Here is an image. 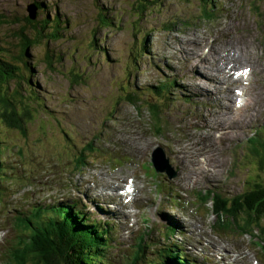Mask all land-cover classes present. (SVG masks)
Segmentation results:
<instances>
[{"label":"rangeland","instance_id":"obj_1","mask_svg":"<svg viewBox=\"0 0 264 264\" xmlns=\"http://www.w3.org/2000/svg\"><path fill=\"white\" fill-rule=\"evenodd\" d=\"M21 42L29 45L23 59ZM215 49L222 67L233 58L225 73L233 77L247 68L248 78L236 82L210 70L203 56L215 66ZM0 58L22 75L11 80L8 93L18 88L32 112L27 136L0 122V264H9L2 254L17 233L14 216L56 205L62 194L65 204L75 203L90 220L109 222L110 264L161 261L168 243L181 245L198 264H213L208 239L238 253L235 259V252L212 250L221 258L214 264H264L249 235L213 230L210 203L204 206L196 197L210 187L231 196L243 189L248 174L264 180L257 162L243 166L244 157L257 158L245 139L264 124V0H0ZM167 79L176 86L161 109L162 129L153 125L146 106L125 101L124 86L142 100L150 91L146 86ZM236 88L242 92L236 107L247 101L241 110L233 106ZM85 146L87 163L80 168L76 160ZM156 146L177 169L174 178L162 174L153 180L144 171L141 164L152 161ZM221 179L228 188L217 186L224 185ZM125 184L133 186L130 200L113 193L125 191ZM89 192L103 195L96 199ZM167 222L184 234L166 239ZM142 237L146 243L136 259Z\"/></svg>","mask_w":264,"mask_h":264},{"label":"trees","instance_id":"obj_2","mask_svg":"<svg viewBox=\"0 0 264 264\" xmlns=\"http://www.w3.org/2000/svg\"><path fill=\"white\" fill-rule=\"evenodd\" d=\"M142 2L138 4L141 7L144 5L141 4ZM101 23L104 25L108 23L104 15L101 17ZM51 35L55 36L54 33ZM38 38L39 36L35 40H39ZM27 46H29L28 43L21 42L20 59L25 57L23 55ZM17 70L16 65L0 58V122L8 128L17 129L23 136H27L29 132L27 124L32 117L29 105L25 103L18 88L15 92L8 93V84L11 80L15 76L19 78V81L22 78V75H17ZM172 86L171 81L160 82L153 87L146 86L150 91L144 94L142 100L136 90L133 88L128 90V86H124L127 89L124 99L133 105L140 102L141 104L138 103V105L142 108L146 106L154 119L153 125L161 124L163 129L165 121L162 118L161 109L170 101L166 94ZM139 99L140 101H137ZM44 127L42 126V130L45 129ZM262 127L264 128V124ZM259 134L260 131L257 129L255 135L248 138L251 144L248 147L249 151L257 158L254 161L250 156L244 157L243 166L247 165L246 163H253L255 166L257 162V167L263 172L264 135ZM87 147L92 152L96 151L92 145H87ZM82 149L76 163L83 167L86 162L83 152L87 148L85 146ZM1 150L3 149L0 145V155ZM3 167L0 159V181L4 171ZM150 177L154 178V174ZM196 196L203 205L208 202L212 203V211L216 215L213 226L216 230L230 229L241 234L249 233L253 243L264 254V180L248 174V177L243 180V189L231 196L224 195L216 188L207 189L204 193L197 191ZM64 208V206L50 208L48 211L51 213L44 215L43 211L34 210L27 218L19 219L17 223L26 231V237L21 238L18 248L12 253L11 264H102V248L105 245L104 239L106 240L104 235L109 230L103 229L101 223L89 220L88 215L84 216V213H76ZM64 238L70 243H63ZM145 243L142 237L134 255L136 259L139 254L142 255ZM182 250L185 249L175 243L163 247L161 249L163 260H157L155 264H192L186 260L185 254L181 253ZM94 260L97 261L94 262Z\"/></svg>","mask_w":264,"mask_h":264},{"label":"bare ground","instance_id":"obj_3","mask_svg":"<svg viewBox=\"0 0 264 264\" xmlns=\"http://www.w3.org/2000/svg\"><path fill=\"white\" fill-rule=\"evenodd\" d=\"M207 14V13H206ZM225 29V32H228L229 31V29H227V28H224ZM225 34V33H224ZM190 40V39H189ZM195 40V39H194ZM193 40V41H194ZM192 41V40H191ZM197 41V40H196ZM206 53H209V49H208V51L206 52ZM215 53H216V56H213V58L215 59V61H218V64H215V66L213 65V59H210V58H208L207 57V55L205 54L204 56H203V58L205 59V62L207 63V65H208V67H209V69L210 70H212L213 72L215 71L216 73H218V74H223V73H225V69L227 68V64H229L232 60H233V58H232V56H228V60H226L227 61V64H226V66L225 67H222L221 66V63L219 62V57H221L220 55H219V53L217 52V50L215 49ZM215 57H218V58H215ZM229 69V68H228ZM224 76H226V78L228 79V80H234V81H236V82H239V79L242 77H239V78H237V77H230V75L228 74V73H225V74H223ZM216 78H217V80H221L222 78H221V76H216ZM243 78V77H242ZM238 81H237V80ZM212 82H214V81H212ZM202 92H204V91H202L201 90V93ZM235 93V92H234ZM236 95V94H235ZM235 97V96H234ZM223 109H228L227 107H223ZM229 113V112H228ZM227 116H229V114H227ZM234 123H235V120L233 121ZM152 161H154V162H156V161H158V162H163V163H165V161L164 160H153L152 159ZM132 186V185H131ZM114 187V186H113ZM113 187H110L109 189H111V190H113V189H115V188H113ZM130 187V186H129ZM115 195H119V194H117L116 192H113ZM128 195V194H127ZM94 199V198H93ZM64 203V202H63ZM72 204V203H71ZM104 204V203H103ZM124 205V204H123ZM117 213V212H116ZM210 245H211V247L213 248V251L215 252V250H217L218 248L217 247H214L213 245H212V243H209ZM230 253V251L229 252H227V254H229ZM232 254H234L233 252H231ZM245 254V253H244ZM213 255V254H212ZM230 256H234V255H231L230 254ZM235 259H236V256H235ZM235 259L233 260V261H235Z\"/></svg>","mask_w":264,"mask_h":264},{"label":"water","instance_id":"obj_4","mask_svg":"<svg viewBox=\"0 0 264 264\" xmlns=\"http://www.w3.org/2000/svg\"><path fill=\"white\" fill-rule=\"evenodd\" d=\"M29 18L30 19H34L35 18V16H36V7H35V5H30L29 6ZM152 159L153 160H164V161H166L167 163H168V159L165 157V153H164V150H163V148L162 147H156L155 149H154V151H153V153H152Z\"/></svg>","mask_w":264,"mask_h":264}]
</instances>
